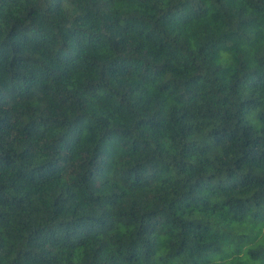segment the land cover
I'll list each match as a JSON object with an SVG mask.
<instances>
[{"label":"clouds","instance_id":"9594fccd","mask_svg":"<svg viewBox=\"0 0 264 264\" xmlns=\"http://www.w3.org/2000/svg\"><path fill=\"white\" fill-rule=\"evenodd\" d=\"M109 260L264 264V0H0V264Z\"/></svg>","mask_w":264,"mask_h":264},{"label":"trees","instance_id":"16d2710c","mask_svg":"<svg viewBox=\"0 0 264 264\" xmlns=\"http://www.w3.org/2000/svg\"><path fill=\"white\" fill-rule=\"evenodd\" d=\"M183 25V22L180 20L169 19L162 22V29L165 32H175V30ZM83 43H87V41H83ZM123 44L128 45L129 43L136 49H138L141 53H144L147 49L149 55L154 53L158 54L157 58L163 56L165 53L171 51V45L166 43L161 35L155 31L149 32L147 27L144 29L132 28L129 29L128 34L125 36L122 41ZM86 51H91V49H86ZM81 229H83V224H81ZM99 230L97 228H93V234ZM97 264H104L103 261H97ZM108 264H111L109 260Z\"/></svg>","mask_w":264,"mask_h":264}]
</instances>
